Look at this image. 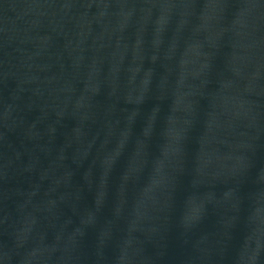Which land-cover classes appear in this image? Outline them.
Listing matches in <instances>:
<instances>
[{"label": "water", "instance_id": "95a60500", "mask_svg": "<svg viewBox=\"0 0 264 264\" xmlns=\"http://www.w3.org/2000/svg\"><path fill=\"white\" fill-rule=\"evenodd\" d=\"M0 264H264V0H0Z\"/></svg>", "mask_w": 264, "mask_h": 264}]
</instances>
